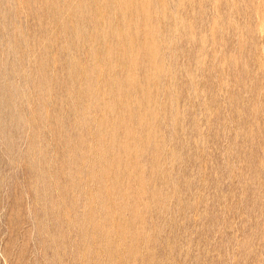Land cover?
<instances>
[{
    "label": "rangeland",
    "instance_id": "obj_1",
    "mask_svg": "<svg viewBox=\"0 0 264 264\" xmlns=\"http://www.w3.org/2000/svg\"><path fill=\"white\" fill-rule=\"evenodd\" d=\"M0 264H264V0H0Z\"/></svg>",
    "mask_w": 264,
    "mask_h": 264
},
{
    "label": "bare ground",
    "instance_id": "obj_2",
    "mask_svg": "<svg viewBox=\"0 0 264 264\" xmlns=\"http://www.w3.org/2000/svg\"><path fill=\"white\" fill-rule=\"evenodd\" d=\"M152 38V37H151ZM154 39H156V38H154ZM151 43V42H150Z\"/></svg>",
    "mask_w": 264,
    "mask_h": 264
}]
</instances>
